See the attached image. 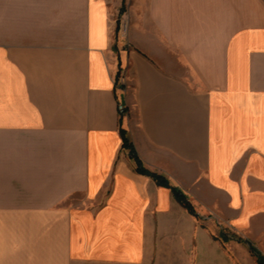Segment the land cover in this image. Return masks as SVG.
<instances>
[{
	"label": "crops",
	"instance_id": "0c3cea01",
	"mask_svg": "<svg viewBox=\"0 0 264 264\" xmlns=\"http://www.w3.org/2000/svg\"><path fill=\"white\" fill-rule=\"evenodd\" d=\"M75 1L76 34L74 0H0L67 27L0 35V264H259L264 0H127L128 46L125 0Z\"/></svg>",
	"mask_w": 264,
	"mask_h": 264
},
{
	"label": "rangeland",
	"instance_id": "374dc122",
	"mask_svg": "<svg viewBox=\"0 0 264 264\" xmlns=\"http://www.w3.org/2000/svg\"><path fill=\"white\" fill-rule=\"evenodd\" d=\"M74 10H73V15L71 16L72 19V23H73V27H72V33L76 34L78 32V28L80 25L81 20L79 19V15H78V11L77 9V3L74 0ZM52 11L49 12V16L47 18V23H46V27H42L39 28V26L37 27H10V26H3L0 27V35L4 34H22V33H27V34H33V33H41V34H55V33H65V30L67 27L65 26H56V21H54V17H52ZM62 16V20L61 22H65L68 23V25H71L70 19L66 20L63 13H59ZM119 24L121 25V23L123 21H125L127 23V0H125V4L123 7V10L119 13ZM6 22H8V20H6ZM70 22V24H69ZM119 33H120V29H119ZM120 37L125 40V46H128L127 43V36L122 37L120 35Z\"/></svg>",
	"mask_w": 264,
	"mask_h": 264
},
{
	"label": "trees",
	"instance_id": "16d2710c",
	"mask_svg": "<svg viewBox=\"0 0 264 264\" xmlns=\"http://www.w3.org/2000/svg\"><path fill=\"white\" fill-rule=\"evenodd\" d=\"M121 135H122V139H123V145L126 146V147H131V143H130V139L127 135V132L121 128ZM133 149V148H132ZM136 162H137V166H138V170L143 172V173H146L150 176H152L156 182L160 185H166L168 187H170L173 192H174V195L175 197L177 198V200L186 208L188 209V211L190 213H192L193 215H197L196 214V211L194 209V207L192 206V204L187 200V198L184 196V194H182V192L180 190H178L177 188L171 186L168 182V180L166 178H164L163 176L155 173V172H152L148 169H146L140 159L136 156ZM251 250L252 252L254 253V255L256 256L257 260H258V263L259 264H264V256L260 253V251L255 248L254 246H251Z\"/></svg>",
	"mask_w": 264,
	"mask_h": 264
},
{
	"label": "built area",
	"instance_id": "2783aa9c",
	"mask_svg": "<svg viewBox=\"0 0 264 264\" xmlns=\"http://www.w3.org/2000/svg\"><path fill=\"white\" fill-rule=\"evenodd\" d=\"M128 34V23H126L125 21H123L120 25V35L122 37L127 36ZM117 84L119 85V87H122L123 84L126 83L127 79H126V72L124 69L121 70L120 74L118 75V79H117ZM118 111L120 116L125 117L128 115V110L125 104L123 103H118Z\"/></svg>",
	"mask_w": 264,
	"mask_h": 264
}]
</instances>
